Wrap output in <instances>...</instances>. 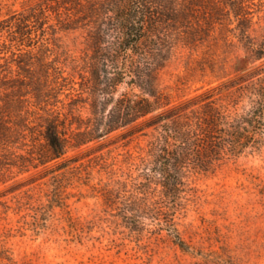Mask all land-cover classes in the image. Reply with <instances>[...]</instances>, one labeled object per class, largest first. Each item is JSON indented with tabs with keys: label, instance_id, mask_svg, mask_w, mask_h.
<instances>
[{
	"label": "rangeland",
	"instance_id": "rangeland-1",
	"mask_svg": "<svg viewBox=\"0 0 264 264\" xmlns=\"http://www.w3.org/2000/svg\"><path fill=\"white\" fill-rule=\"evenodd\" d=\"M242 3L258 43L264 39V0ZM39 6L46 16L39 21L44 24L30 23L35 46L11 42L15 32L0 37L1 43L12 44L0 56V71L12 83L21 82L27 93L23 101L11 102L7 116L11 124L21 125L23 135L11 150L26 157H0V247L9 249L15 264H264V118L259 124L249 116V130L260 134L237 156L188 174L181 205L149 201L151 207L163 204L159 213L135 196V157L145 152L149 139L132 133L135 124L69 148L64 157L44 164L31 157L30 151L47 153L42 124L48 112L60 111L64 117L69 102L79 98L86 102L75 114L85 118L93 100L82 76L88 74L82 58L90 51L92 27L78 18L73 4L0 0V21ZM235 23L216 25L197 45L174 40L157 73L158 87L171 94L172 102L246 76L263 64L231 32ZM127 89L120 85L116 96ZM251 105L248 97L239 102V107ZM172 221L186 248L170 236Z\"/></svg>",
	"mask_w": 264,
	"mask_h": 264
},
{
	"label": "trees",
	"instance_id": "trees-1",
	"mask_svg": "<svg viewBox=\"0 0 264 264\" xmlns=\"http://www.w3.org/2000/svg\"><path fill=\"white\" fill-rule=\"evenodd\" d=\"M57 5L73 4L78 18L87 21L90 51L82 58L93 100L91 114L83 117L79 98H73L70 110L49 113L42 124L47 153L30 151L33 159L44 164L62 158L69 148H79L130 124L132 133L148 136L144 153L135 157V196L148 209L159 213L163 204H182L188 191V174L207 171L220 161L237 156L254 136L248 128L249 116L264 118V39L251 37L252 18L244 0H55ZM42 6L18 12L0 21V37L5 31L19 45L35 46L31 21L45 15ZM235 23L231 32L263 64L247 74L223 82L191 98L172 102L171 94L157 85V73L171 54L174 40L186 46L204 42L218 24ZM78 21V20H77ZM16 27V29H14ZM75 28V27H65ZM16 33L18 35H16ZM12 45V44H11ZM0 42V56L10 50ZM73 68L78 67L76 59ZM24 60L18 62L20 69ZM3 64H1L2 66ZM4 70V69H3ZM0 71V157L16 154L11 147L21 135V125L11 124L7 116L11 102H21L27 93ZM47 75L50 74L46 69ZM129 89L118 96L119 86ZM135 89V90H134ZM250 98L251 106L239 107ZM109 105V109H107ZM22 109H20L21 113ZM21 115V114H20ZM256 127V125H254ZM131 133V134H132ZM257 141V139H256ZM137 160V161H136ZM36 166V165H34ZM157 197V198H155ZM169 234L181 247L188 245L172 221ZM0 264H15L9 249L0 247Z\"/></svg>",
	"mask_w": 264,
	"mask_h": 264
}]
</instances>
